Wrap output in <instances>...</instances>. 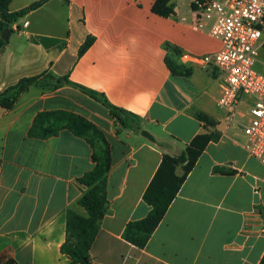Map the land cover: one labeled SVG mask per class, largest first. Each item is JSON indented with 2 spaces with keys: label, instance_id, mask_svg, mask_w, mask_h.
I'll list each match as a JSON object with an SVG mask.
<instances>
[{
  "label": "crops",
  "instance_id": "0c3cea01",
  "mask_svg": "<svg viewBox=\"0 0 264 264\" xmlns=\"http://www.w3.org/2000/svg\"><path fill=\"white\" fill-rule=\"evenodd\" d=\"M42 0H12L10 13ZM156 0H47L9 26L0 52V92L48 72L103 95L134 117L127 127L72 85L34 84L10 110L0 107V262L71 264L61 254L66 211L85 216L77 180L92 166L87 142L62 129L28 137L38 113L64 110L93 122L111 147L108 208L89 264H259L264 255V165L243 149L244 136L217 106L215 69L184 64L220 43L192 30V0H171L174 15L152 12ZM90 47L78 56L86 39ZM174 48L177 54H174ZM167 59L189 70L174 75ZM205 114L214 127L197 120ZM217 132L142 250L122 235L150 211L143 193L163 155L179 156L197 135ZM236 171L222 175L214 168ZM181 168L176 174L181 175ZM261 212V213H260Z\"/></svg>",
  "mask_w": 264,
  "mask_h": 264
},
{
  "label": "trees",
  "instance_id": "16d2710c",
  "mask_svg": "<svg viewBox=\"0 0 264 264\" xmlns=\"http://www.w3.org/2000/svg\"><path fill=\"white\" fill-rule=\"evenodd\" d=\"M12 0H0V52L4 49L6 41L1 39L4 30L9 31V26L19 17L30 10L37 9L47 0L32 4L25 10L10 13L9 5ZM152 12L161 17L174 15L171 0H156L152 6ZM10 32V31H9ZM92 40L86 39L80 47L78 56H81L91 45ZM169 50H176L169 48ZM174 54H177L175 51ZM167 66L174 75H188L189 70L175 61L167 59ZM42 84L59 88L62 85H72L79 88L84 94L101 103L109 112L110 117L116 119L122 126L127 127L125 118L133 115L110 105L103 95L94 91L72 84L67 77L54 78L48 72L38 76L22 78L15 85L0 92V107L10 110L18 101L20 95L26 92L30 86ZM197 120L205 127H214L215 124L205 114H198ZM62 129L69 130L74 136L84 139L92 150V168L81 176L77 182L83 188L78 205L82 207L86 215L81 216L68 209L66 211V238L60 248L61 254L71 259V264H89V251L99 232L102 218L107 208V176L111 168V147L104 134L96 125L85 117L64 111H46L38 113L33 125L28 131V137L46 140L56 136ZM219 134L211 132L195 136L179 156L163 155L161 162L143 193V201L150 206V211L141 220L128 222L123 231V239L137 249H144L152 234L162 221L169 206L175 199L188 174L195 167L199 157L210 142L217 141ZM181 168V175L176 174L177 168ZM215 173L222 175H234L236 171L225 168H214ZM261 213V212H260ZM0 264H9L2 263ZM264 264V255L259 262Z\"/></svg>",
  "mask_w": 264,
  "mask_h": 264
},
{
  "label": "built area",
  "instance_id": "2783aa9c",
  "mask_svg": "<svg viewBox=\"0 0 264 264\" xmlns=\"http://www.w3.org/2000/svg\"><path fill=\"white\" fill-rule=\"evenodd\" d=\"M192 30L218 41L217 51L181 54L184 64L211 67L220 80L217 106L241 128L243 149L264 165V70L255 69L264 45V0H192Z\"/></svg>",
  "mask_w": 264,
  "mask_h": 264
},
{
  "label": "rangeland",
  "instance_id": "374dc122",
  "mask_svg": "<svg viewBox=\"0 0 264 264\" xmlns=\"http://www.w3.org/2000/svg\"><path fill=\"white\" fill-rule=\"evenodd\" d=\"M256 71L263 72L264 70V45L261 47L257 57Z\"/></svg>",
  "mask_w": 264,
  "mask_h": 264
},
{
  "label": "water",
  "instance_id": "95a60500",
  "mask_svg": "<svg viewBox=\"0 0 264 264\" xmlns=\"http://www.w3.org/2000/svg\"><path fill=\"white\" fill-rule=\"evenodd\" d=\"M7 37H8V30H4V32L1 35V39L3 41H6L7 40Z\"/></svg>",
  "mask_w": 264,
  "mask_h": 264
}]
</instances>
